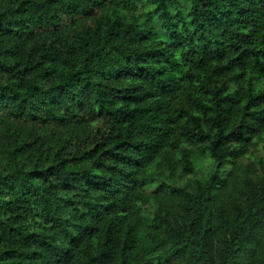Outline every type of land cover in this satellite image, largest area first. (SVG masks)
<instances>
[{
  "label": "trees",
  "instance_id": "16d2710c",
  "mask_svg": "<svg viewBox=\"0 0 264 264\" xmlns=\"http://www.w3.org/2000/svg\"><path fill=\"white\" fill-rule=\"evenodd\" d=\"M0 264H264V0H3Z\"/></svg>",
  "mask_w": 264,
  "mask_h": 264
},
{
  "label": "rangeland",
  "instance_id": "374dc122",
  "mask_svg": "<svg viewBox=\"0 0 264 264\" xmlns=\"http://www.w3.org/2000/svg\"><path fill=\"white\" fill-rule=\"evenodd\" d=\"M3 0H0V3ZM43 35H40V37L43 38ZM27 44V43H25ZM195 155L198 156L195 159V163L197 164V171L193 176L202 177L203 175H206V173L209 171V160L205 158V156L201 155L198 149H194ZM202 156V157H201ZM200 157V158H199ZM198 158V159H197ZM192 175L190 177H193Z\"/></svg>",
  "mask_w": 264,
  "mask_h": 264
}]
</instances>
